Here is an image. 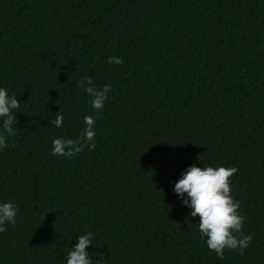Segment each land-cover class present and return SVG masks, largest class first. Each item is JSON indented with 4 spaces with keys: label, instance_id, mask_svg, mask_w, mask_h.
<instances>
[{
    "label": "trees",
    "instance_id": "trees-1",
    "mask_svg": "<svg viewBox=\"0 0 264 264\" xmlns=\"http://www.w3.org/2000/svg\"><path fill=\"white\" fill-rule=\"evenodd\" d=\"M84 76L112 86L102 111ZM0 87L21 100L0 149V203L18 206L0 264H66L88 232L93 264H264V0H0ZM85 115L96 147L53 156ZM193 164L238 169L242 254L209 252L174 192Z\"/></svg>",
    "mask_w": 264,
    "mask_h": 264
},
{
    "label": "clouds",
    "instance_id": "clouds-1",
    "mask_svg": "<svg viewBox=\"0 0 264 264\" xmlns=\"http://www.w3.org/2000/svg\"><path fill=\"white\" fill-rule=\"evenodd\" d=\"M108 63L123 65L120 57H109ZM92 77L84 76L77 82L91 97L94 111H102L107 94L112 86L105 84L103 88L94 87ZM21 100L15 94L9 95L4 87H0V149L7 146L9 137L16 135V113L21 107ZM97 117L85 115L84 128L77 139L59 137L52 141V155L75 157L88 147L91 151L96 147L94 126ZM64 117L57 112L51 121L57 128L63 127ZM13 147L15 145L13 144ZM238 171L236 167H199L195 164L183 170L181 177L174 184V192L182 198V203L191 208L190 216L199 217L198 229L201 238H206L209 252H215L224 259L226 250L239 251L241 254L252 242V234L243 231L245 217L240 212V203L232 195L231 177ZM186 194V196H185ZM18 206L12 201L0 203V233L7 231L6 223L16 224ZM93 233L80 235L66 256V264H93V258L86 250L92 245Z\"/></svg>",
    "mask_w": 264,
    "mask_h": 264
}]
</instances>
